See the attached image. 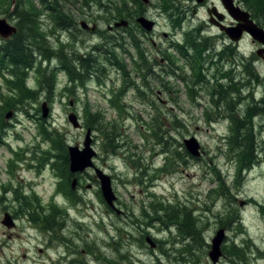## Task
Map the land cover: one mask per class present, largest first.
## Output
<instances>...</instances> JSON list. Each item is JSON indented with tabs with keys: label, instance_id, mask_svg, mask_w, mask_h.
Here are the masks:
<instances>
[{
	"label": "rangeland",
	"instance_id": "1",
	"mask_svg": "<svg viewBox=\"0 0 264 264\" xmlns=\"http://www.w3.org/2000/svg\"><path fill=\"white\" fill-rule=\"evenodd\" d=\"M3 1L0 17L13 25L17 17L10 11L33 2L41 11L39 23L47 38L42 53L34 46L27 48L33 61L41 59L37 66H20L14 74L11 66L0 65V264H264V65L253 61L258 45L250 41L239 45L238 71L230 66L226 71L215 66L208 70L207 53L197 57L189 49L183 55L174 46L168 51L184 81L159 74L164 61L159 55L154 60L150 43L145 44L147 56L137 61L136 55L129 58L134 49L122 30L113 37L111 17L116 11L109 4L124 0H6L7 5ZM240 1L264 27V0ZM52 8L64 14L65 22L57 27L52 25ZM80 21H88L89 27L92 21L98 24L90 30ZM174 30L175 44L182 46L189 30L180 25ZM169 31L173 28L159 21L153 32L158 35L154 41L164 49L170 36L161 33ZM195 35L191 34L193 41ZM8 39L0 37V44ZM125 41L127 52L118 44ZM112 51L124 64L123 71ZM57 55L66 57L69 65L73 62L68 58L89 57L93 73L83 83L71 81ZM197 70L204 77L196 82ZM220 77L225 89L236 90L226 101L239 122L232 121L222 106L216 110L224 116L212 108V88ZM49 78L53 83L48 94L41 85H50ZM32 89L39 91L31 98ZM4 97H14L19 104L6 106ZM70 113L76 115L78 127L69 122ZM167 114L176 123L171 124ZM88 118L97 119L99 128L87 127ZM155 118L166 124L162 130L171 151L156 139ZM236 123H244L238 129L241 136L249 132L254 141V160L243 168L242 140L238 149L231 142L235 137L230 130ZM88 129L94 167L70 173L65 161L68 146L84 148ZM107 132L114 146L107 141ZM191 137L199 145L197 156L190 155L183 143ZM94 168L111 178L118 197L113 209L100 193ZM68 172L71 178L66 181L63 174ZM157 201H165L158 206L163 211L154 213L150 203ZM169 203L180 211L178 216L190 214L199 240L196 231L193 237L184 226L182 234L179 225L171 223L181 218L163 217ZM30 205L33 212L44 210V215L57 208L58 229L47 233L32 221L26 211ZM5 213L14 218V226L1 222ZM219 229L224 234L222 255L213 263L208 251ZM231 244L238 249L236 254L227 251Z\"/></svg>",
	"mask_w": 264,
	"mask_h": 264
},
{
	"label": "flooded vegetation",
	"instance_id": "2",
	"mask_svg": "<svg viewBox=\"0 0 264 264\" xmlns=\"http://www.w3.org/2000/svg\"><path fill=\"white\" fill-rule=\"evenodd\" d=\"M227 1L228 0H158L159 3H157L154 0H124V2H122L123 12L121 14L116 12V14L111 17L113 20L112 34L113 37H116L118 30H122L120 32H122V34H124V36L131 41V46H133L134 49V51L128 54L129 58H134L136 55L135 58L137 61L140 59V51L142 56L143 54L147 56L149 48H146L145 44L150 43V45H152V50L156 52L155 56H153L154 60L159 55L160 62L164 61V64L159 70L160 75H164V70L175 69L176 71H179V67L174 63L171 64L168 59L169 57H172L168 50H170V48L173 49L174 46H176L174 40L176 31L174 28L178 25H180L183 30H189L196 33L195 41L199 42L204 49L203 56L206 57V53L209 55V59L205 63L207 64L210 62L209 67L207 68L208 70L215 66V69L224 71L227 66H230L234 70L238 71L237 68L240 66V63L235 62L238 61L236 58L239 56V45L243 42L247 43L249 41L258 45L256 46L254 52L257 58H254L253 61L260 60L264 65V44L254 40L246 30H242L240 34L237 33L238 28L240 29L242 21L234 18L229 13L228 9L224 5ZM109 5L110 8H113V10H117L115 8L116 3L114 1H111ZM231 5L233 8H239L248 12L249 19H251L257 26L264 28L263 26H260L258 19L255 18L249 10L244 9L240 0H231ZM202 12H204L203 15ZM142 18L152 22L150 29H146L143 26ZM121 20L124 21V24L115 27V23L120 22ZM159 21L164 24H168V26L173 28V31L161 33L164 38H168L170 36L165 49L163 48L164 46L162 43L159 42L157 44V42L153 39L158 36L153 32L155 31ZM85 22L86 24L89 23L88 21ZM91 23L92 27L96 28L98 22L92 21ZM187 27L188 29H186ZM233 28H236L237 31H232ZM184 35L185 34H183V40ZM238 35V40L232 38V36ZM126 44L127 41H125V45ZM125 48L127 50L126 46ZM182 52L185 53L184 51ZM185 55H187V53H185ZM155 73L156 72H150L147 74L155 75ZM222 79V77L218 78V83H221L224 86ZM218 83L214 86H221ZM221 115L223 114L220 113L219 116ZM117 200L118 197L116 195V197L112 200V202H114V206L109 204L106 205L110 209H113L115 208Z\"/></svg>",
	"mask_w": 264,
	"mask_h": 264
},
{
	"label": "trees",
	"instance_id": "3",
	"mask_svg": "<svg viewBox=\"0 0 264 264\" xmlns=\"http://www.w3.org/2000/svg\"><path fill=\"white\" fill-rule=\"evenodd\" d=\"M20 2V1H19ZM4 5L6 4V0L3 1ZM19 6V5H18ZM23 6H25L24 8H21L20 10L16 9L14 7V9L12 11H10V15H14L15 17H17V22L15 24L17 31L16 33H14L11 38H9L8 40H5L3 43L0 44V65L4 66V64H7L8 66H11L12 68V73L15 74L16 69H20V66H22V68L27 69L30 68L32 66H37L38 63L41 61H33L32 59V53L31 55L28 56V52H27V48L28 46H34L38 51H40L41 53L43 52V50L40 49H44L45 48V44L46 43V35L43 31V29L41 28V23H39L40 21V14L41 11L38 10L36 8V6L33 4V2L28 1L26 4H24ZM115 8L117 9L116 12L118 13H122L123 12V4H118L115 6ZM52 10L54 11L53 14L51 15L54 18V22L55 24L52 22V25L56 26L57 25H61L63 24L65 21L62 18L63 17V13L62 15H60V12L57 11L55 8H52ZM6 11V10H3ZM56 11V13H55ZM264 11V5L262 8V12ZM71 23V22H70ZM62 27V26H61ZM64 28V27H62ZM184 40H183V44L182 46L178 47V49L182 52L184 51L185 53H187V51L189 49H192L194 52V56L198 57V54H202L203 56V48L200 45L199 42L195 41V37H194V41L193 38H191V34H193V31H187L184 33ZM123 38V37H121ZM29 42V43H28ZM34 44V45H33ZM118 44H120L121 49L123 51L126 50L125 48V42H119ZM47 46V44H46ZM48 48V47H46ZM177 48V45H176ZM175 48V50H176ZM113 52V55L115 57V64L120 67V69L123 71L124 69V64L118 59L117 54ZM183 53V52H182ZM140 57L142 56V53L140 51ZM58 56V62L60 64V66H62V68H64L65 72L67 73V75L69 76V79L71 81H74V79H78L80 80L81 83H83L86 79L89 73H93L94 70V64H89L87 62V59H89V57L83 58L81 56H78L76 58H74L73 60H71L70 58H68L69 63L72 61L73 63L70 65L67 63L68 61L65 60L64 57L61 58L60 55ZM74 57V56H71ZM45 57L42 58V60H44ZM171 64H175V59L173 57H169L168 58ZM140 61V60H139ZM192 62L193 61V57H192ZM195 64V63H194ZM7 66V67H8ZM40 68V67H39ZM38 68V69H39ZM78 68V69H77ZM101 69V68H100ZM45 70V69H44ZM194 70V68H193ZM43 71V70H41ZM194 75L197 77V79L195 80L200 81L203 79V75L201 74V72L199 70H197ZM164 76L166 77H174V78H184V81H187L185 79V76H181L180 77L176 74V70L175 69H170V70H164ZM157 78V77H155ZM22 79H23V75H22ZM50 80V81H49ZM49 84L45 85L42 84L41 87V91H46L48 94L49 92L47 91V87H51L52 83H53V79L49 78ZM182 80V79H181ZM219 87H213L212 88V95L215 97L214 99L211 98V101L213 103V107L214 108V112L215 114H219L221 113V111L216 110L217 108H219L220 106H222L223 108V112L225 109H227L229 111L230 114V118L232 121L235 122H239L237 120H239V118L237 117V115H233V106L231 104L228 103V101H226L227 95H229L231 92H236L235 89L232 90H227L225 89V85L223 86L221 83H218ZM39 90H31L30 91V97H34L35 94L38 93ZM24 93V92H22ZM9 98V97H4L3 101H5V105L6 106H10V107H14L15 105L19 104L15 101V99ZM95 116V115H93ZM93 118V117H92ZM167 120H170L169 122L172 124L173 122L176 123V121L174 119H172V116L167 114L166 116ZM95 121V123H93ZM156 123L153 125V131L156 134V139H160V141L158 142L160 145L162 146H166L167 150L171 151V147L167 146V139L164 138V135L167 133L165 130L163 129V126H165L166 124H164V122L161 121V118H159V120H157L155 118ZM87 127L94 129V128H99L98 126L99 123L97 122V119L94 118L93 121L90 120V118L87 119V122L85 124ZM242 126H244V123L242 124ZM239 125V123H236V125L232 124V129L230 131H232L233 137H235L234 139L231 138V142H232V148H236L238 149L239 146L238 144H240V141L242 140L241 144H242V148L240 149L239 153H241V160L243 161V165L241 166V164L239 163V167H245L248 166V164L254 160V157L251 156L253 155L252 151L254 149L253 147V143L254 141L251 140V135L249 132H245L244 136H241V132L238 130L240 127H242ZM161 130L163 131L161 134ZM109 132L105 133L107 135H105L107 141L110 143V145H112L113 139L111 138V135H108ZM172 136V135H171ZM173 139L175 140V138L173 137ZM247 143V145H245ZM245 145V146H243ZM114 146V145H112ZM180 147H182L181 143L179 145ZM238 153V154H239ZM66 165L67 163H69V159H66ZM68 170V169H66ZM66 175V176H65ZM63 176H65L66 181H69V179L71 178V174L68 172L67 174H63ZM67 177V178H66ZM64 186V185H63ZM70 191V190H69ZM165 202V201H162ZM162 202L157 201L154 203H150L151 208L153 209V212H157V210H162V208H158V206H162L164 205ZM32 206L30 205L26 211L29 213L30 217L32 216V221L37 222L40 224V227L43 230H46L47 233H51L53 231H56L58 229V225H56V217L54 216V214L57 212V208L56 209H47V210H52L51 212L48 211V213L46 215H44L43 213L45 212L44 210L38 211L35 208V212H33V207H32V211H29L30 208ZM164 210L165 213L163 215L164 218L170 220V219H180V222H171V223H176L179 225V230L182 234H184L185 230L184 226H186L189 230V234L191 236L194 235L195 231H196V239H200V235L199 232L197 231V229L195 228V224L193 222V219L191 218L190 214L188 213H182L181 215L183 217H181L180 215L178 216V212H180L176 207L172 206L171 204H167L166 206H164ZM36 216H40V219H38ZM167 220V221H168ZM168 227V226H167ZM194 237V236H193ZM185 239V238H183ZM195 240V239H194ZM196 242V241H195ZM229 250H231V252L233 253H237L238 249L236 248V246L234 244H231L227 247V251L229 252Z\"/></svg>",
	"mask_w": 264,
	"mask_h": 264
},
{
	"label": "water",
	"instance_id": "4",
	"mask_svg": "<svg viewBox=\"0 0 264 264\" xmlns=\"http://www.w3.org/2000/svg\"><path fill=\"white\" fill-rule=\"evenodd\" d=\"M201 1V0H199ZM226 2V1H225ZM224 3V2H223ZM226 8L228 9L229 13L236 19L241 20L242 23L240 24V29L237 27L233 28L232 31H237L240 34L242 30H246L250 36L264 44V28L257 26L251 19H249V14L246 11H243L239 8H233L231 5V0H228L227 3H224ZM143 26L146 29L151 28L152 22L145 20L142 18ZM124 24V21L121 20L120 22H116L114 26H119ZM80 25L82 28H90L91 30L94 29L93 27H89L84 21H80ZM17 28L15 25L9 23L6 18L0 17V37L3 39L9 38L11 35L16 33ZM238 36H232L233 39L237 40ZM42 116H46L48 112V107L46 102H42ZM10 114V113H8ZM9 117V116H7ZM68 120L73 125V127H78L79 123L77 121L76 115L74 113L68 114ZM90 130H87L86 138L84 141V148H80L78 146H68V159H69V170L71 172L76 171H83L87 167H93L92 157L94 156L95 152L90 148V138L88 137ZM185 149L192 155L197 156L199 151V145L197 141L191 137L190 139L183 140ZM95 173L100 181V188L103 194V197L107 201L108 204H112V200L115 198V194L111 188V180L110 177L103 173L100 169L95 168ZM75 179L72 180L71 186L74 188ZM6 227H12L14 225L11 216L8 213L4 214V218L1 221ZM224 234L223 229H219L216 234L211 239V248L208 251V256L213 263H216L219 260V257L222 255L220 250V245L223 240ZM150 243V246H154V243L147 239Z\"/></svg>",
	"mask_w": 264,
	"mask_h": 264
}]
</instances>
